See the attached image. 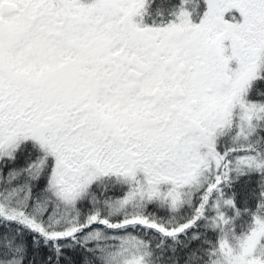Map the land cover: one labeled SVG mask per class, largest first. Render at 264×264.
I'll list each match as a JSON object with an SVG mask.
<instances>
[{
  "label": "snow or ice",
  "instance_id": "6c2138e0",
  "mask_svg": "<svg viewBox=\"0 0 264 264\" xmlns=\"http://www.w3.org/2000/svg\"><path fill=\"white\" fill-rule=\"evenodd\" d=\"M0 264H264V0H0Z\"/></svg>",
  "mask_w": 264,
  "mask_h": 264
}]
</instances>
